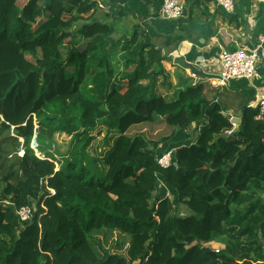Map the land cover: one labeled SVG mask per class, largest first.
I'll use <instances>...</instances> for the list:
<instances>
[{
  "label": "trees",
  "instance_id": "1",
  "mask_svg": "<svg viewBox=\"0 0 264 264\" xmlns=\"http://www.w3.org/2000/svg\"><path fill=\"white\" fill-rule=\"evenodd\" d=\"M17 1L0 0V264H264L257 109L235 128L203 84L175 91L150 24L119 34L99 0ZM91 144L101 172L87 177L71 155ZM162 185L176 203L154 198Z\"/></svg>",
  "mask_w": 264,
  "mask_h": 264
},
{
  "label": "crops",
  "instance_id": "2",
  "mask_svg": "<svg viewBox=\"0 0 264 264\" xmlns=\"http://www.w3.org/2000/svg\"><path fill=\"white\" fill-rule=\"evenodd\" d=\"M104 1L107 0H99L102 5L105 4ZM181 1L185 11L183 17L177 20H167L161 16V0H116L110 6L104 5L103 9L118 18V27L130 29L141 22L150 24L149 32L153 36V42L166 56L164 66L171 83L179 87L172 76L175 73L180 77L176 79L178 82L191 80L187 87L198 84L207 86L205 81H211L208 84L213 90L226 92V101L231 106L228 116L240 119L239 127L242 108L255 103L258 96L264 95V64H257L253 79H233L215 89L212 87L214 79L193 77L187 69L176 65L174 58L182 56L202 72L218 76V56L221 50H249L264 36V6L259 0H237L233 13L228 15L216 7L214 1H202L192 9L189 8L191 2ZM225 87L228 90L224 91ZM211 101L220 103V98ZM221 105L226 106L223 100ZM177 143V139L174 140V144L180 147Z\"/></svg>",
  "mask_w": 264,
  "mask_h": 264
},
{
  "label": "built area",
  "instance_id": "3",
  "mask_svg": "<svg viewBox=\"0 0 264 264\" xmlns=\"http://www.w3.org/2000/svg\"><path fill=\"white\" fill-rule=\"evenodd\" d=\"M259 1L264 6V0ZM214 2L216 7L229 15L233 13L237 0H214ZM99 7H103L100 2ZM160 14L164 19L177 20L184 14V4L181 0H162ZM259 62L264 64V36L259 38L256 45L249 50L241 48L233 51L221 50L218 56L220 72L218 78L212 81V87L215 89L220 88L233 79H253ZM248 107L257 109L256 120H264V95L258 96L255 103L249 104ZM22 154L23 152L19 153V155ZM172 154L173 151L169 150L160 157L158 165L162 169H167L171 166L173 161ZM42 183L45 184L44 181L40 182L41 185ZM32 213L31 207H22L16 211L21 221L32 218Z\"/></svg>",
  "mask_w": 264,
  "mask_h": 264
},
{
  "label": "rangeland",
  "instance_id": "4",
  "mask_svg": "<svg viewBox=\"0 0 264 264\" xmlns=\"http://www.w3.org/2000/svg\"><path fill=\"white\" fill-rule=\"evenodd\" d=\"M26 3V0H18L17 1V5L18 7L23 6ZM118 31H120V33L124 32L126 30V28L124 27H118L117 28ZM128 32H130L129 30H127ZM127 31L125 33H127ZM84 42L81 43L80 47L83 45ZM175 78V82L178 83L179 87H175V91H177L178 89H184V87H187L188 84L191 83V80H184V81H179L176 79H179L180 77L177 75V73H175L174 75H172ZM210 82L211 81H205V83H207V86L205 85V95L206 97L211 100V99H215V98H220V103L222 104V100L223 102L226 104V106H223L225 109V113L228 115V113H231V106L229 105V102L226 101L227 97H226V92H223L220 90H213L210 87ZM209 83V84H208ZM191 86V85H189ZM224 91L228 90L227 87L223 88ZM228 96V95H227ZM231 119V118H230ZM196 130L194 128H190L184 132H179L175 139H172L170 142L166 143L164 146L166 147L165 149L167 150H171V149H176L178 148L177 145L174 144V140L177 139L178 141V145H190L192 142H194L196 140V136H195ZM34 141V140H32ZM69 144H70V139L68 137H65L63 135H58L55 137L54 143L51 146L50 152H52V154L57 155L59 158L61 157V155H67V151L69 150ZM36 143L32 142L31 147L35 148ZM20 149V148H19ZM73 151L74 154L71 155V159L76 161L75 163V169L77 172L83 170V171H87V177L90 176V174H95L98 175L101 172V167L99 165V163L96 162L95 160V151L93 149V144H91V146L87 149H82L80 147H73ZM23 152L22 150H17V154ZM95 161V162H94ZM164 187H166V189H163ZM162 187L159 192L157 194H155L154 198H158L160 196H165V195H169L173 201V203H176L175 201V192L173 189H171L168 186H164ZM212 250H218L221 249L222 246L218 243H211L209 244V246H206Z\"/></svg>",
  "mask_w": 264,
  "mask_h": 264
},
{
  "label": "water",
  "instance_id": "5",
  "mask_svg": "<svg viewBox=\"0 0 264 264\" xmlns=\"http://www.w3.org/2000/svg\"><path fill=\"white\" fill-rule=\"evenodd\" d=\"M174 63L176 65L180 66L181 68L187 69L191 73V75L197 79L211 80V79H217L218 78V76H213V75H209V74L202 72L195 65H193L190 62H187L185 60V58L182 56H178V57L174 58ZM239 121H240V119H238V118L231 119V122L235 125V128L238 127ZM202 251L204 254H208L211 252V249L208 247H204V248H202Z\"/></svg>",
  "mask_w": 264,
  "mask_h": 264
},
{
  "label": "clouds",
  "instance_id": "6",
  "mask_svg": "<svg viewBox=\"0 0 264 264\" xmlns=\"http://www.w3.org/2000/svg\"><path fill=\"white\" fill-rule=\"evenodd\" d=\"M162 1V0H161ZM214 1V0H213ZM214 4H215V2H214ZM103 7H104V5H103ZM102 7V8H103ZM184 11H185V8H184ZM184 15V14H183ZM183 17V16H182ZM235 126V125H234ZM179 148V147H178ZM172 151H173V153H174V151L176 150V149H171ZM38 155V154H37ZM173 162V161H172ZM172 165V164H171ZM165 185H162V187H164Z\"/></svg>",
  "mask_w": 264,
  "mask_h": 264
}]
</instances>
